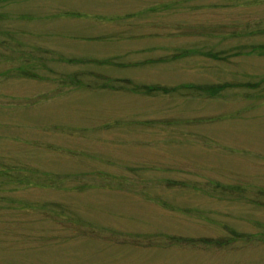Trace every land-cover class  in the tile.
<instances>
[{"label":"rangeland","instance_id":"obj_1","mask_svg":"<svg viewBox=\"0 0 264 264\" xmlns=\"http://www.w3.org/2000/svg\"><path fill=\"white\" fill-rule=\"evenodd\" d=\"M0 264H264V0H0Z\"/></svg>","mask_w":264,"mask_h":264}]
</instances>
